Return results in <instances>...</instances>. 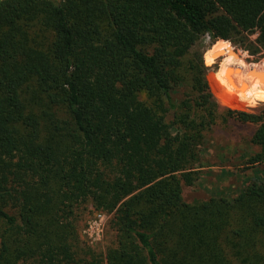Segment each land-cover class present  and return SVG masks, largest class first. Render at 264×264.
Returning <instances> with one entry per match:
<instances>
[{"label":"trees","instance_id":"16d2710c","mask_svg":"<svg viewBox=\"0 0 264 264\" xmlns=\"http://www.w3.org/2000/svg\"><path fill=\"white\" fill-rule=\"evenodd\" d=\"M226 41L261 54L264 0H0V264H264V181L182 198L218 121L253 125L264 161V104L239 111L220 86L260 101L203 60ZM84 205L109 216L101 253Z\"/></svg>","mask_w":264,"mask_h":264},{"label":"rangeland","instance_id":"374dc122","mask_svg":"<svg viewBox=\"0 0 264 264\" xmlns=\"http://www.w3.org/2000/svg\"><path fill=\"white\" fill-rule=\"evenodd\" d=\"M248 38L250 41H254L256 33L249 34ZM226 42L229 51L219 52L215 42L205 51L203 60L205 63V59L209 55L211 61L205 65L210 79L211 74L216 73L222 63L221 81L230 88L232 94L241 98L247 96L240 93L244 91L242 89L245 86L241 85L240 80H248V70H264V48L259 56H252L243 48L233 45L229 41ZM235 69L238 70L239 75L234 72ZM253 80L251 79V82ZM236 89H240V91ZM216 92L225 100L233 101L235 104H256L248 111L237 109L239 111L254 112L264 104V101L257 103L239 102L232 95L222 93L221 86L220 90H216ZM214 98L218 104L216 96ZM218 106L220 111L232 110L231 108H233V111L237 112L234 107L227 108L219 104ZM253 130V125L240 124L230 119L226 124L217 122L212 131L205 135L199 163L194 167V170L198 171L197 180L192 186L181 185L182 198L185 202H200L211 197L231 198L237 195L248 183L264 181V161L256 165L247 163L249 157L261 151L260 147L249 142ZM75 219L77 220L79 241L84 246L89 247L93 253L103 252L109 245L112 234L107 224L109 216L95 212L88 205H84L75 212ZM82 249L88 250L85 247Z\"/></svg>","mask_w":264,"mask_h":264},{"label":"bare ground","instance_id":"6f19581e","mask_svg":"<svg viewBox=\"0 0 264 264\" xmlns=\"http://www.w3.org/2000/svg\"><path fill=\"white\" fill-rule=\"evenodd\" d=\"M253 71L254 72L259 71L260 76L264 77V70L253 69ZM234 72L237 75H239L238 70L235 69ZM247 76L249 77L247 81L240 80L241 85H245L244 89H242L244 91L240 92V93L243 95H247L248 97H250L254 101H260V102L264 101V81L262 82L259 79L250 76V69L248 70ZM251 79H254V80L251 82ZM223 85L225 86V88L230 90V88L226 84H223ZM237 91H240V89Z\"/></svg>","mask_w":264,"mask_h":264},{"label":"water","instance_id":"95a60500","mask_svg":"<svg viewBox=\"0 0 264 264\" xmlns=\"http://www.w3.org/2000/svg\"><path fill=\"white\" fill-rule=\"evenodd\" d=\"M216 57V56H215ZM250 76H252V77H254V78H257V79H259L260 81H264V77H261L260 76V73H259V71H253V69H250Z\"/></svg>","mask_w":264,"mask_h":264}]
</instances>
